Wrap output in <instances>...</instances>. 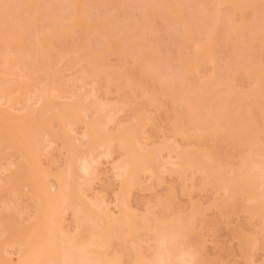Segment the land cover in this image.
I'll return each mask as SVG.
<instances>
[{"label":"rangeland","instance_id":"1","mask_svg":"<svg viewBox=\"0 0 264 264\" xmlns=\"http://www.w3.org/2000/svg\"><path fill=\"white\" fill-rule=\"evenodd\" d=\"M0 264H264V0H0Z\"/></svg>","mask_w":264,"mask_h":264},{"label":"bare ground","instance_id":"2","mask_svg":"<svg viewBox=\"0 0 264 264\" xmlns=\"http://www.w3.org/2000/svg\"><path fill=\"white\" fill-rule=\"evenodd\" d=\"M253 127V126H252ZM254 131V130H253ZM244 136V135H243ZM260 136V135H259ZM251 137H252V135H251ZM241 138V137H240ZM259 140V139H258ZM260 141V140H259ZM36 143V142H35ZM261 147V146H260ZM130 165V164H129ZM133 167V166H132ZM257 180V179H256ZM31 183V182H30ZM42 189V191H43V188H41ZM54 209V208H53ZM47 215V214H46ZM47 217V216H46ZM46 221V220H45ZM38 231V230H37ZM41 239H43V238H41ZM39 241V240H38ZM36 245V244H35ZM34 249V248H33ZM30 252V251H29ZM26 255V254H25ZM26 259H28V257L26 258Z\"/></svg>","mask_w":264,"mask_h":264}]
</instances>
